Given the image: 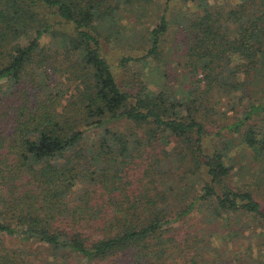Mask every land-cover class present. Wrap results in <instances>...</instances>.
<instances>
[{"label": "trees", "instance_id": "16d2710c", "mask_svg": "<svg viewBox=\"0 0 264 264\" xmlns=\"http://www.w3.org/2000/svg\"><path fill=\"white\" fill-rule=\"evenodd\" d=\"M198 1L181 63L190 86L173 93L143 78L122 86L104 55V23L134 0H0V264H233L240 254L261 264L254 249L264 264V205L231 183L226 161L237 139L264 157V96L253 100L239 78L244 69L264 82V0L227 11ZM168 26L162 14L148 52L121 64L163 71ZM52 57L56 80L41 98L33 70ZM210 94L249 100L215 135ZM116 121L133 127H109ZM156 144L164 149L151 155ZM247 231H260L258 242Z\"/></svg>", "mask_w": 264, "mask_h": 264}, {"label": "rangeland", "instance_id": "374dc122", "mask_svg": "<svg viewBox=\"0 0 264 264\" xmlns=\"http://www.w3.org/2000/svg\"><path fill=\"white\" fill-rule=\"evenodd\" d=\"M166 1L167 0H134L133 5L122 6V8L118 10L119 16L114 24L108 22L104 23L102 38L103 52L115 72L118 83L122 86L129 87L132 85L131 82L137 79L141 80L142 78L145 80L148 87L154 91L163 89V87H165L164 85H166L170 91L176 93L177 91L180 92V87L183 86L188 88L190 86V80L188 81L184 77L183 65H181V63H184V56L188 43L186 23L190 18L194 17L196 13L201 12L202 8L198 0H171L168 5H166ZM209 2L227 11L231 6H234L238 0H209ZM162 14H166L169 22L168 31L164 34L161 43L165 59V65H161V70L163 71H158L154 65V61L151 60H149L148 63H146V61H130L127 66L122 65L121 60L123 57H140L148 52L150 48V31L157 24ZM229 28L231 34L234 35L236 32L235 25L231 24ZM43 42L44 45L50 46L53 52V37H46ZM61 58L62 56L60 55L58 59ZM50 60L52 65L47 68L46 72H44V69L33 70L35 81L39 83L41 81L42 83V88L40 89L42 92L39 91V96L41 98L49 93L50 90L53 91V81L56 80L53 74V57ZM58 62H61V60L55 63ZM239 74V78L249 81V90L252 91H249V94L253 97V100L264 96V82L261 75L252 72L245 73L244 69H242V72ZM199 86L200 89L198 92L206 89L204 82H200ZM241 93L242 92L239 91L238 95H241ZM209 99L211 100V102H209L210 106L215 105V108L210 111V115L205 118L206 126L211 135H215L220 126L226 123H232L235 120L238 113L233 110L230 111L229 109L231 106L239 104L241 105L240 109L244 110L249 104L248 97L246 96L242 101L238 96L219 98L214 94H210ZM226 115L229 117L225 118ZM108 125L121 132L130 131L131 127H133V124L127 121L110 122ZM232 135L233 134H230L229 136ZM94 138H96V134L90 132L89 142L94 140ZM210 139H212L211 136ZM210 139L208 141L209 145L213 144V140L211 141ZM234 144V147L229 151V157L226 159V161L233 166L232 175L230 176L231 183L241 186L244 185L246 188H250L256 194L257 200L264 205V157L257 154L254 149L241 144L239 139H237ZM171 147L170 145L167 148L171 149ZM211 148L212 147L209 146V149ZM163 149L164 145L156 144L153 148H150L149 151L151 155H155L156 153H160ZM142 167L143 164L141 161L132 165L131 175L133 176L134 173H138L140 170L142 171ZM173 174H178L177 168L176 171L174 170ZM136 177L137 175L134 176L133 179ZM259 232L260 231L250 233V231H247L246 235H244L249 238L253 237L252 239L257 241L261 237ZM221 239V236H219L218 240H215L214 243L217 244ZM243 239H245V237ZM7 242L13 244L12 240ZM243 242L241 238L236 239L234 246L246 250L248 248L247 244H243ZM258 244L261 245L263 243ZM234 246L232 244L231 249ZM240 253H243V251H240ZM258 253L259 251L257 252V249L253 250L255 256L259 255L256 261L263 264L260 260V253ZM231 254H233V249L231 250ZM245 258L246 255L240 254L233 259L232 263L258 264L252 263L251 261L249 263Z\"/></svg>", "mask_w": 264, "mask_h": 264}]
</instances>
